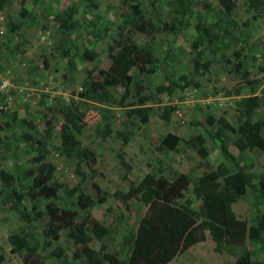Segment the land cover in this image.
Listing matches in <instances>:
<instances>
[{"label": "rangeland", "instance_id": "374dc122", "mask_svg": "<svg viewBox=\"0 0 264 264\" xmlns=\"http://www.w3.org/2000/svg\"><path fill=\"white\" fill-rule=\"evenodd\" d=\"M137 1L152 19L147 2ZM169 1H158L161 26L149 35L123 27L122 15L128 9L121 0H11L0 10L1 264H86L64 210L76 213L74 225L85 220L108 229L100 239L85 235L91 249L127 259L130 247H125V237L135 232L149 206L125 195L147 175L161 189L177 175H187L191 184L169 210L175 214L190 200V207L198 211L205 202L207 219L222 225L221 201L195 198L193 184L221 167L233 171L238 163L254 177L232 210L247 226L257 224L264 213L259 191L264 153L240 152L237 136L227 134L231 159L225 160L210 134L219 119L237 126L236 103L241 97L258 96L264 102V8L254 11L248 0H228L232 9L227 16L221 0H193L194 15L178 25ZM198 13L205 14L209 23H219L221 31L213 44L193 48ZM171 25L174 29L167 28ZM124 37L150 49L159 62L153 74L139 81L140 93L153 97L145 104L146 124L131 114L134 106H128L135 104L137 88L125 94L121 87H100L98 72L108 69L110 49L117 50V41ZM172 81L178 86L171 94H158V87ZM94 87L100 102L89 98ZM14 115L25 124L16 125ZM263 115L261 107L253 120ZM261 135L264 138V129ZM197 137L204 140L202 155L197 153ZM71 143L92 151L95 162L80 163L75 155H64L63 148ZM38 157L53 166L51 182L60 187L53 200L61 212L57 240L44 235L47 216L26 219L20 213L32 207L26 173L37 166ZM77 188L95 202L90 210L80 208ZM15 193L23 197L20 202ZM103 193L106 201L97 204ZM48 201L43 199L42 210ZM15 233L28 237L33 255L14 251L9 237ZM57 251L59 258L52 254ZM238 259L264 263V242L229 240L218 253L207 236L205 242L179 251L168 264H234Z\"/></svg>", "mask_w": 264, "mask_h": 264}, {"label": "trees", "instance_id": "16d2710c", "mask_svg": "<svg viewBox=\"0 0 264 264\" xmlns=\"http://www.w3.org/2000/svg\"><path fill=\"white\" fill-rule=\"evenodd\" d=\"M9 1L11 0H0V10H3ZM121 1L126 3L128 9L122 15L123 27L149 35L161 26L157 6L159 0H145L151 8L152 19L146 17L137 0ZM221 3L226 9L227 16L231 14L232 5L230 1L221 0ZM169 4L173 7L176 15L174 21L178 25L194 15L193 0H172L169 1ZM248 5L254 11H259L264 8V0H248ZM195 18L197 21L194 29L197 36L193 48H198L203 44L211 45L214 40L217 41L218 36H220L217 32L221 31L220 24L207 22L208 18L203 13L196 14ZM173 26H167V28H173ZM225 33L228 34V31L225 30ZM117 45V50L110 49L111 64L108 69L98 72L101 80L100 87L103 89L121 87L125 94H130L133 87L137 88V100L135 104L128 106H134L131 109V114L138 117L142 124H146L149 117L148 108L145 107V104L152 101L153 97L150 95L151 93L145 91L142 94L140 93L142 85L139 81L141 77H146L155 72L159 65L158 59L150 49L137 46L129 37H124L122 42L117 41ZM177 86V83L172 81L170 86L158 87L157 92L158 94L163 92L171 94ZM92 90L93 94L89 98L95 102H100L101 99L98 98L97 89L94 87ZM139 94L141 95L139 96ZM236 107L238 110L237 126L232 127L225 119H219L215 131L210 134V137L218 143V149L225 160L231 159L228 152L227 134L237 136L235 146L240 152L257 149L264 153V138L261 135L264 129V115L259 120H253L256 111L264 107V102L262 103L258 96L252 95L241 97L236 103ZM78 119L80 120V117ZM13 120H15L16 125L22 126L25 124L23 120L17 119L15 115ZM208 122L209 125H214L212 120ZM196 140L200 145L197 153L202 155L205 152L204 140L201 137H197ZM62 153L64 155H75L80 163L95 162V154L92 151L75 143L65 146ZM35 163L37 166L34 169H29L26 173L27 179L31 180L27 195L32 202V207L29 211H21L20 213L26 219H38L47 216L48 222L44 235L52 240H57L62 229V222L61 212H59L53 200L56 198L60 187L58 184L51 182L54 171L51 164L43 162L40 157L35 159ZM253 177V174L246 173L236 163L233 171L221 167L202 175L194 182L192 193L195 198L201 199L203 196H209L221 201L223 224L218 225L207 219L208 206L205 202L199 206L198 211L190 207V200H185L180 211H176L175 214L169 210L171 204L183 199L184 191L191 184V180L187 175H177L168 185L162 186V189L159 188L156 179L152 175L145 176L136 186H132L125 195V199H137L142 204L149 206L148 214L140 221L135 232H129L125 237V247H130L129 255L125 260L110 253L100 254L89 247V240L85 235L90 233L97 239L103 238L108 234V229L104 225L98 222L89 225L84 222L85 220L80 225H74L76 213L64 210L63 214L73 227L74 233L71 236L74 238L75 243L81 246L86 264H168L179 251H186L194 245L205 242L207 236L214 243L215 251L218 253L223 250L224 244L229 240L243 242L247 238L252 243L264 242V213L259 216L256 225L247 226L246 222L236 218L232 210V205L245 195ZM5 178L12 180L13 177L6 174ZM259 186L260 197L264 201V179L260 180ZM75 191L79 192L80 208L90 210L95 202L89 196L82 194L78 188ZM14 195L19 202L23 198L16 193ZM105 196V193L98 195L97 204L104 203L106 201ZM43 199H49V201L42 210ZM9 242L14 251L18 253L27 252L29 256L35 253V248L29 243L28 237L23 236L21 233L12 234L9 237ZM52 254L56 258L61 256L60 251ZM234 264L264 263L238 259Z\"/></svg>", "mask_w": 264, "mask_h": 264}]
</instances>
